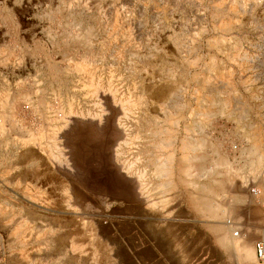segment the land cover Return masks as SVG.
<instances>
[{
    "label": "rangeland",
    "instance_id": "1",
    "mask_svg": "<svg viewBox=\"0 0 264 264\" xmlns=\"http://www.w3.org/2000/svg\"><path fill=\"white\" fill-rule=\"evenodd\" d=\"M263 148L264 0H0V264H150Z\"/></svg>",
    "mask_w": 264,
    "mask_h": 264
},
{
    "label": "crops",
    "instance_id": "2",
    "mask_svg": "<svg viewBox=\"0 0 264 264\" xmlns=\"http://www.w3.org/2000/svg\"><path fill=\"white\" fill-rule=\"evenodd\" d=\"M245 139L250 141L251 152L255 138ZM257 171L264 176L263 167ZM257 188L263 190L264 186ZM200 198L203 206L195 213L183 204L173 209L168 219L172 244L167 243L169 233L165 230V251L155 247L150 252V264H264L254 255L255 240L264 236V194L255 197L247 188V192L235 189L227 196L222 193ZM178 236L183 241H178Z\"/></svg>",
    "mask_w": 264,
    "mask_h": 264
},
{
    "label": "built area",
    "instance_id": "3",
    "mask_svg": "<svg viewBox=\"0 0 264 264\" xmlns=\"http://www.w3.org/2000/svg\"><path fill=\"white\" fill-rule=\"evenodd\" d=\"M248 192L255 197H259L262 193L264 194V188L261 190L257 187L249 186ZM254 255L257 261L264 262V236L255 240Z\"/></svg>",
    "mask_w": 264,
    "mask_h": 264
},
{
    "label": "bare ground",
    "instance_id": "4",
    "mask_svg": "<svg viewBox=\"0 0 264 264\" xmlns=\"http://www.w3.org/2000/svg\"><path fill=\"white\" fill-rule=\"evenodd\" d=\"M98 90H100L99 89V87L98 86H96L95 87V91H94V93H96V92H98ZM112 99H111V105H112V103H113V105H114V103H116V101H115V96L113 95V97H111ZM108 102V101H107ZM108 104H109V102H108ZM109 107V106H108ZM125 108L123 107V110H124ZM101 114V113H100ZM99 114V115H100ZM98 115V116H99ZM102 116V115H101ZM100 118V117H99ZM102 118V117H101ZM53 136V135H52ZM34 137V136H33ZM53 138V137H52ZM55 149H56V147H55ZM56 157H57V159H60L61 158V156L59 155V153H58V155H55Z\"/></svg>",
    "mask_w": 264,
    "mask_h": 264
}]
</instances>
